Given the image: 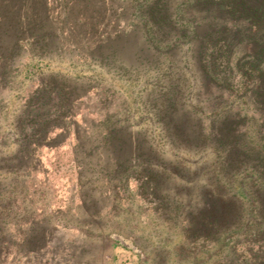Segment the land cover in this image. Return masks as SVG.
Wrapping results in <instances>:
<instances>
[{
  "label": "rangeland",
  "instance_id": "rangeland-1",
  "mask_svg": "<svg viewBox=\"0 0 264 264\" xmlns=\"http://www.w3.org/2000/svg\"><path fill=\"white\" fill-rule=\"evenodd\" d=\"M3 14L21 32L0 56V164L18 168L0 171V204L14 206L0 264L263 257L264 232L224 219L230 185L209 128L219 100L200 41L235 27L219 3L0 0ZM41 95L52 100L48 135L24 158L8 143ZM232 180L234 192L249 184L240 174Z\"/></svg>",
  "mask_w": 264,
  "mask_h": 264
},
{
  "label": "trees",
  "instance_id": "trees-1",
  "mask_svg": "<svg viewBox=\"0 0 264 264\" xmlns=\"http://www.w3.org/2000/svg\"><path fill=\"white\" fill-rule=\"evenodd\" d=\"M209 1L219 3L236 24L228 29H217L214 34L219 35L218 41L207 36L200 40L201 50L208 53V85L217 91L213 97L219 100L218 104L210 106L209 128L215 131L211 134V143L221 156V171L230 185L226 186L228 201L224 219L226 225H245L249 233H262L264 186H256L250 179L255 177L264 185V0ZM9 22L7 16H0V49L10 45L9 50L0 51L3 57L10 56L20 40L21 31L7 25ZM43 37L42 33L34 34L39 41ZM43 97L36 96L34 103L26 108L25 121L21 120L16 127V139L8 143L20 147L18 152L24 158L34 155L48 135L46 109L52 100L46 102ZM3 139L0 134V146L5 144ZM17 169L8 160L0 164V171L5 173H15ZM236 174L247 179L249 184L238 186L234 192L231 185ZM13 207L11 201L0 204V260L8 252L5 241L12 238L8 218ZM262 254L260 260L255 259V264H264V252Z\"/></svg>",
  "mask_w": 264,
  "mask_h": 264
}]
</instances>
